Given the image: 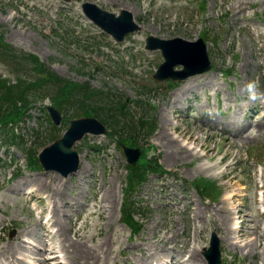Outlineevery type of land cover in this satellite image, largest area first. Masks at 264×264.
<instances>
[{
	"label": "rangeland",
	"instance_id": "374dc122",
	"mask_svg": "<svg viewBox=\"0 0 264 264\" xmlns=\"http://www.w3.org/2000/svg\"><path fill=\"white\" fill-rule=\"evenodd\" d=\"M84 1L95 2L114 12L129 9L140 28L123 41L116 42L85 17L81 10ZM238 1L245 2L241 5V12L236 7ZM148 35L162 38L181 36L189 40L203 37L212 67L193 80L197 83L207 78L211 80L210 85L216 84L202 88L206 103L199 92L200 86L186 99L192 110L172 103L185 81L171 89L170 85L152 78L163 57L159 50L145 49V37ZM0 36L19 53L34 54L59 76L99 89L104 99L127 101L132 119L144 114L146 117L148 114L149 119L151 113L153 129L148 137L141 134L136 138L137 145L147 148L148 157H156L166 170L162 176L149 174L148 180L141 184L136 196L145 204L133 216L136 222L143 220V226L133 234L121 213L126 160L119 144L107 134L91 135L80 142L78 149L83 153L81 171L66 178L54 171L28 169L27 156L21 148L0 143V251H13L16 247L25 257L34 256L29 244L22 248L14 245L17 234L34 222L32 227L36 234L31 238L33 242L39 241L36 235L40 231L56 237L47 226L37 224L29 205L35 202L40 205L42 217L53 213L58 218L60 214L67 236V216L76 217L85 212L69 210L65 202H85L90 209L93 204L105 203L103 196L109 193L112 210L93 212L88 217L84 237L85 243L96 242L98 246L103 234L112 232L108 236L113 245L108 264H119L152 234L164 239L170 236L174 243L177 242L176 248L185 242L189 245L196 243L203 258L201 245L208 244L212 229L222 236L223 264H264V215H258L254 202L255 184L264 178V133L243 139L223 133L214 122L226 118L224 110L222 107L215 109L213 96L209 94L212 88L218 89L225 105L233 104L235 100L252 103L250 94L264 95L263 0H0ZM27 65L20 72L29 79L32 72ZM10 69L9 64L0 60V75L15 83L16 74ZM44 91L47 92L46 89ZM140 91L144 93L138 94ZM225 94L230 98L228 102L224 99ZM35 102L38 108L30 110L34 118L24 117L13 127L16 134L23 133L26 138L31 127L42 134L47 132L43 135L44 141L50 129L42 106L50 99L38 96ZM263 112L256 109L253 114L260 116ZM66 114L65 117L71 118L73 109H68ZM166 117L172 118L171 121H165ZM259 119L264 122L262 116ZM0 130V142H3L7 136L2 135L1 127ZM61 132L62 126L59 130H52L51 134L59 135ZM197 136L201 139L196 140ZM173 137L186 140L187 145L192 142L197 146L194 150L197 154L203 152L207 155L191 157L185 152V147H180L176 141L171 142ZM171 143L175 146L172 147L174 153L179 150L176 156L169 154L171 149L168 145ZM199 163L213 164V168L200 169ZM199 176L211 180L217 189L203 195L186 184ZM19 184L21 190L32 185L35 202H30L26 196H21V199L15 195ZM42 196L46 198L42 200ZM53 204L56 205L55 212H52ZM220 206L227 209L219 210ZM12 223L16 229L10 236ZM69 235L73 236V231ZM90 235L94 236L93 240ZM92 251L93 254L85 259L72 255L69 260L72 264H101L106 250H95L94 247Z\"/></svg>",
	"mask_w": 264,
	"mask_h": 264
},
{
	"label": "water",
	"instance_id": "95a60500",
	"mask_svg": "<svg viewBox=\"0 0 264 264\" xmlns=\"http://www.w3.org/2000/svg\"><path fill=\"white\" fill-rule=\"evenodd\" d=\"M82 9L88 18L116 40H122L126 33L139 27L133 21L132 14L127 10H121L116 15L114 12L103 9L93 2H84ZM146 47L150 49L160 48L165 58L154 74L158 79L165 77L181 79L195 72L206 70L211 65L202 38L190 42L179 37L162 39L149 36ZM175 49L177 53L173 52ZM177 63L182 64L183 68L174 70L173 65ZM47 109L54 123L58 124L62 118L60 111L53 105H49ZM104 132H106V127L96 117L82 116L71 119L62 136L45 146L40 152V162L45 168H53L63 175H67L78 168L79 153L73 147L75 142L82 138L85 133L100 134ZM124 151L131 163L135 161L140 153L139 148L126 146H124ZM217 244L218 238H212V245L218 249ZM206 255L209 256L211 264H216L219 259V250L216 260L211 258L209 251L206 252Z\"/></svg>",
	"mask_w": 264,
	"mask_h": 264
},
{
	"label": "trees",
	"instance_id": "16d2710c",
	"mask_svg": "<svg viewBox=\"0 0 264 264\" xmlns=\"http://www.w3.org/2000/svg\"><path fill=\"white\" fill-rule=\"evenodd\" d=\"M0 60L7 62L11 67L10 70L16 74L15 83H12L8 78H2L0 75V122L4 125L20 120L27 113L26 109L30 102L37 98L35 91L41 88L49 89L52 102L61 109L73 106L76 109L75 112L96 114L100 108L106 106V104L103 105L105 100L102 99L98 89H91L87 83H78L60 77L41 63L34 54L19 53L16 48L3 42L1 37ZM26 64L32 72L29 80L24 78L20 72ZM41 93H44L43 90ZM18 102L20 103L18 104ZM97 102L102 104H97ZM118 107L121 108L122 115L125 116L126 111L123 109L125 103L122 102ZM100 117L114 131L126 128V122L119 117L113 115H111V119ZM144 125L145 120L141 118L136 128L137 131L140 132ZM129 129L132 131V128ZM126 131L129 133L128 129ZM132 132L133 135L136 133ZM133 135L130 134L134 137Z\"/></svg>",
	"mask_w": 264,
	"mask_h": 264
},
{
	"label": "bare ground",
	"instance_id": "6f19581e",
	"mask_svg": "<svg viewBox=\"0 0 264 264\" xmlns=\"http://www.w3.org/2000/svg\"><path fill=\"white\" fill-rule=\"evenodd\" d=\"M264 1V0H263ZM243 3H245L244 1H238L237 2V5L236 7L239 8V12L242 11V6ZM200 75H195L194 77H191L186 83L185 85L182 86L181 90L183 91L182 93H176L175 94V98L173 103H180V98L186 94V92H190V90L194 87V84H193V79L194 78H197L199 77ZM207 83L206 84H209L210 85V82L211 80H207L206 81ZM211 85H215L211 83ZM210 85V86H211ZM227 100L229 99V97L226 98ZM257 106L259 107H264V101H261L257 104ZM240 107V105H239ZM172 118H165V121H171ZM237 120L236 119H232L231 120V123L234 124L236 123ZM173 124V123H172ZM176 127V126H175ZM251 127V131L246 135L247 137H253L254 135L256 134H259V133H264V122H251V121H247L246 125L244 128L240 129V130H236L235 133L239 134L242 136V133L245 131V129ZM196 140H200L201 137L200 136H197L195 137ZM171 142L173 141H176V143H178V145L180 147H185V152H188L190 154V156H197V157H202V156H206L207 153H203L200 155V154H197V151H194L196 149L197 146H195L192 142L189 143V145H187L186 140H182V139H179V138H170ZM182 140V142H181ZM174 143V142H173ZM170 147V152L169 154L170 155H175L176 156V153L178 152L179 153V150L177 149L174 153L172 147H175L173 146V144L171 143V145H168ZM201 150H204V148H201ZM179 156H183V155H179ZM198 168L202 169H212L213 168V164H209V165H205L204 163H199L198 165ZM262 185L260 186V188H264V180L262 181ZM103 201L105 203L103 204H99L98 208H97V211H99V213L101 211H105V209L107 210H112V200H111V195L109 193L105 194L103 196ZM264 202V200H262ZM80 206L82 207H85V205L81 204ZM55 207L56 205L54 204V207H53V212H55ZM227 209V207L225 206H220L218 209L219 210H224V209ZM93 211H89L88 214H92ZM239 212V211H238ZM52 217V216H51ZM51 224H54V226H58V224H60L59 222H56L55 220H52V223ZM56 224V225H55ZM85 227H86V220H84L82 222V224L78 227H76L74 230H75V234L77 235V238L76 240H71L70 239V236H69V232L70 230L68 229L67 230V236L65 235L64 233V227L60 224V227H59V230H60V235H62L66 241V243H64V245L60 246L58 249L55 248V246H50L48 248H45V247H36L34 253L38 254L40 257H41V264H65L67 261H65V259L67 258L68 254H73V255H77V256H80L82 257L83 259H85V257L89 256L90 254H93L94 251V247H95V250L97 249H104L106 250V252H104V256H102V259H101V264H108V260L109 258L111 257V254H112V243H111V238L108 237L110 233L112 232H106L103 234V238L102 240L100 241V245L96 246L97 243L94 244V246H89L87 243H85V241L82 240V238L84 237L86 231H85ZM57 232L58 231V227L56 229ZM32 232L31 231H28V234L27 236H32L31 235ZM38 238L42 239V235L41 234H38ZM167 240L169 239V237L166 238ZM119 241V240H118ZM147 243H149V239L147 238L146 239ZM97 247V248H96ZM46 249H48V251L51 252V255H52V259L49 260V256L46 255ZM152 252V250L150 251ZM187 255L185 256V258H182L183 255H185V253H183L181 255V259L180 258H174L172 260L173 264H199V259H198V253H197V247L196 246H192L191 248L188 249L187 251ZM163 253H164V256H166L169 251L168 250H163ZM155 253L151 254V255H154ZM10 264H18V263H21L22 262V259L20 256H17L15 254H12L11 257H7ZM10 258V259H9ZM143 259H145L144 257H142ZM112 260V258H111ZM148 260V258H146V261ZM203 264H205V262L203 261L202 262Z\"/></svg>",
	"mask_w": 264,
	"mask_h": 264
},
{
	"label": "clouds",
	"instance_id": "9594fccd",
	"mask_svg": "<svg viewBox=\"0 0 264 264\" xmlns=\"http://www.w3.org/2000/svg\"><path fill=\"white\" fill-rule=\"evenodd\" d=\"M250 87H254V85H250Z\"/></svg>",
	"mask_w": 264,
	"mask_h": 264
}]
</instances>
